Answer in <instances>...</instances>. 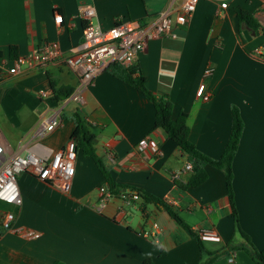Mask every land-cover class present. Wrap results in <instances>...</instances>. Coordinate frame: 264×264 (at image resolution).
Segmentation results:
<instances>
[{
    "label": "crops",
    "instance_id": "1",
    "mask_svg": "<svg viewBox=\"0 0 264 264\" xmlns=\"http://www.w3.org/2000/svg\"><path fill=\"white\" fill-rule=\"evenodd\" d=\"M198 0L175 37L151 39L138 56V72L147 87L167 94L173 116L187 114L189 139L202 153L220 156L231 127V106L238 107L243 126L232 159L233 200L236 228L226 195L222 169L206 164L207 178L197 186L182 185L191 172L181 171L189 161L174 140L161 128H152V102L112 72V63L100 72L78 105L66 97L52 99L54 89L75 87L78 75L64 62L44 68L21 66L16 73L0 75V143L6 152L34 144L55 150L65 144L74 129L72 112L78 109L91 125L93 146L112 180L165 199L194 230L211 229L220 241L205 248H225L209 264H226L229 252L240 264H257L243 249L229 246L248 235L256 249L264 247V52L254 49L264 43V0ZM182 0H0V64L10 66L16 55H28L46 41H55L65 52L82 40L84 5L94 8L92 23L103 28L126 19L145 20L172 3ZM253 11L259 26L239 27L236 12ZM61 14L55 22L54 15ZM247 29L249 38L243 33ZM206 66L212 73L203 78ZM210 98L196 95L200 82ZM52 91L42 98L38 90ZM59 92V93H60ZM59 110L62 123L44 136L35 129L39 122ZM157 142L161 154L139 150L138 141ZM112 152L113 158L107 155ZM177 171V178L173 174ZM20 203L0 204L15 212V223L40 232L24 238L0 228V264H200L195 237L165 210L130 191L103 199L98 187L104 175L95 160L80 147L76 150L75 173L67 191L28 173L17 177ZM136 193V192H133ZM154 223L157 226H154Z\"/></svg>",
    "mask_w": 264,
    "mask_h": 264
},
{
    "label": "built area",
    "instance_id": "2",
    "mask_svg": "<svg viewBox=\"0 0 264 264\" xmlns=\"http://www.w3.org/2000/svg\"><path fill=\"white\" fill-rule=\"evenodd\" d=\"M198 0H182L176 6L172 3L145 20L126 19L110 27L103 28L91 21L94 8L84 5L81 16L85 22L82 28L81 42L65 53L55 41H46L40 44L34 52L28 55H17L12 59V64H0V75L4 72L16 73L21 66L44 68L53 62L62 61L78 75V80L66 97L80 105L85 101V92L92 84L95 77L105 70L111 63H118L138 72V56L144 50L147 42L161 37H175V26L186 24L194 11ZM220 6L226 8L227 0H220ZM55 22L61 21V14L54 15ZM264 43L254 49L256 55L262 56ZM212 73V68L206 66L203 70V78ZM42 98H50L52 91L48 89L38 90ZM196 95L204 100L210 98L211 92L205 89V83L198 84ZM62 123L59 110H54L50 117L43 119L37 125L35 133L44 136ZM137 148L142 150L149 148L155 154H161L157 142L143 137L137 143ZM107 155L113 158L109 150ZM76 141L71 136L65 144L55 150H43L32 144L25 149L6 152L0 143V201L6 204L17 205L20 203V193L17 177L21 173H28L38 180L48 182L63 191L69 190L75 173ZM190 161L184 163L181 171H191ZM180 171L173 174L177 178ZM103 199L112 196L105 184L98 187ZM137 199L136 193L128 196ZM154 226H157L154 223ZM0 228L10 230L24 238H36L40 232L17 225L15 212L4 210L0 214ZM198 237L202 241H220V235L211 229L197 230ZM226 264H240L234 253L229 252Z\"/></svg>",
    "mask_w": 264,
    "mask_h": 264
},
{
    "label": "trees",
    "instance_id": "3",
    "mask_svg": "<svg viewBox=\"0 0 264 264\" xmlns=\"http://www.w3.org/2000/svg\"><path fill=\"white\" fill-rule=\"evenodd\" d=\"M236 15L239 21V27L255 28L259 26V23L253 16V11L239 9L236 12ZM83 23L85 22L83 21ZM262 30H264L263 27ZM9 51L13 58L17 56L15 53V46H10ZM112 67L114 68L112 69V72L115 75L123 79L134 88L140 90L152 102L155 108V116L152 128L163 129L166 135L174 140L177 146L187 154L188 160L192 164V168L190 171L191 175L189 179L187 180V182H185V184L182 185L183 188L188 186H197L207 178V173L205 171L206 164L213 165L223 170L225 177L226 195L231 207V214L233 216L237 229L239 230L237 211L233 200L232 189V159L236 151L241 134V129L243 126V121L241 119L238 107L235 105L231 106V127L228 138L225 142L220 156L217 158H212L199 151L191 142V140L189 139V126L186 121L187 114L184 111H180L178 115L174 117L172 111L173 103L169 99V96L167 94H158L150 90L145 83V77L141 74H137L134 70H131L128 67L122 66L118 63H112ZM51 86L53 91L52 99L55 100L64 99L72 91L71 88H67L63 92H60V89L55 90L54 84H52V82ZM72 119L74 122V129L71 137L76 141V150L78 147H80L85 154L90 155L95 160L104 175V183L111 195L124 193L122 189L125 188L130 191V195L133 194V192H136L137 196L142 199L143 203H153L157 207L165 210L167 214L179 225H181L189 235L196 238L200 252L207 254V257L202 260L200 264H209L210 262L214 261L219 255L225 252V248L216 251L207 250L202 240L198 237L197 230L192 229L181 218L173 205L167 202L165 199L154 196L153 194L140 188L119 185L114 182L108 170L104 167L100 157L95 153L93 146L94 133L91 130V125L86 121L84 116L77 108L72 112ZM240 234L244 238V241L238 244L230 245L229 247L231 249H243L257 264H264V247L262 249H256L250 242L247 234L242 231H240ZM142 264H153V262L150 259H144Z\"/></svg>",
    "mask_w": 264,
    "mask_h": 264
},
{
    "label": "water",
    "instance_id": "4",
    "mask_svg": "<svg viewBox=\"0 0 264 264\" xmlns=\"http://www.w3.org/2000/svg\"><path fill=\"white\" fill-rule=\"evenodd\" d=\"M243 33L246 36V38H249L250 37L249 34H248V32H247V29H243Z\"/></svg>",
    "mask_w": 264,
    "mask_h": 264
},
{
    "label": "rangeland",
    "instance_id": "5",
    "mask_svg": "<svg viewBox=\"0 0 264 264\" xmlns=\"http://www.w3.org/2000/svg\"><path fill=\"white\" fill-rule=\"evenodd\" d=\"M2 202V201H1ZM4 203V202H3ZM5 204V203H4ZM0 208H2V209H4L5 207H3L1 204H0ZM233 221H234V219H233ZM234 224H235V222H234ZM235 226H236V224H235ZM236 228H237V226H236ZM204 244L205 245H208V243L207 242H204Z\"/></svg>",
    "mask_w": 264,
    "mask_h": 264
}]
</instances>
